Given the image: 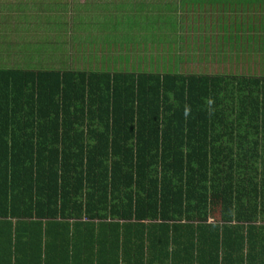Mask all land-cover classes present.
<instances>
[{
  "label": "trees",
  "instance_id": "1",
  "mask_svg": "<svg viewBox=\"0 0 264 264\" xmlns=\"http://www.w3.org/2000/svg\"><path fill=\"white\" fill-rule=\"evenodd\" d=\"M180 1L150 7V27L176 43L183 15L216 2ZM13 2L27 0L0 12ZM90 18L82 30L105 29ZM214 27L236 48L228 19ZM50 44L9 43L0 62V264H264V74L186 72L177 55L173 70H134L127 57L104 68L85 52L32 69L58 56ZM210 194L218 221L203 213Z\"/></svg>",
  "mask_w": 264,
  "mask_h": 264
},
{
  "label": "rangeland",
  "instance_id": "2",
  "mask_svg": "<svg viewBox=\"0 0 264 264\" xmlns=\"http://www.w3.org/2000/svg\"><path fill=\"white\" fill-rule=\"evenodd\" d=\"M88 1V7L86 9L80 8L81 10L73 8L72 6H75L76 0H29L28 3L18 8L16 7V3L14 4L13 2V6L11 3L9 6L10 8H6L5 10L3 9L0 12L3 15L7 13V11L8 13H13L10 20L8 17L0 20V34H9L10 39L9 42L7 39H0V62L5 63L7 60L4 56H6L7 44L9 43H14V47L16 49L22 50L21 46L23 45H29L34 42H48L51 43L50 49L53 50L54 46H56V40L64 41L68 39V33L66 32L68 25H66V22L70 23L73 20V17L76 18L77 14L80 17H85L84 10L89 16H93L97 19V21H99L101 15H107L108 11L101 8L102 3L97 2V0ZM214 1L217 2V0ZM77 2L81 5H85L86 0H77ZM216 2L207 1L204 9L196 12L192 11L183 15L187 16V19L185 17L184 18L186 19V24H188V26L183 27L182 36L183 42H185L184 46L187 47L188 44V47L186 50L181 52L183 58L178 63L177 66L179 69L177 70H185L186 72L202 71L210 73L230 72L254 75L264 74V27L261 28V25L264 24V22L259 23L258 21V19L264 17V6L259 7L257 6V3H252V5L248 6H240L235 12L230 13L228 11L223 12L220 9L219 3L217 4ZM218 19H228L229 23L233 25V31L239 38L236 40L234 37L232 40V43H235L236 48L230 45L222 46L217 44L225 43L226 41L224 37L218 38L223 34L218 32L217 28L214 27L218 22ZM56 21H60L63 25L56 28ZM14 22L22 23L19 28L13 29L11 26V30H2L6 25H8V23L11 24ZM42 23L45 25L43 26ZM235 25L239 26L237 30L235 29ZM87 33L89 39H93L91 31H87ZM192 34H195V36L192 37ZM201 35L204 37L202 42L200 40ZM250 36L252 38L254 36L263 42L260 43L259 41H252L247 44V39ZM45 37L48 39H44ZM205 38L209 39L208 42L210 43V46L207 45L208 42H205ZM215 38H217L216 42ZM180 45V41L176 43L173 39L168 40L166 43L167 50L162 51L156 58H159L161 63H166V56L173 53L175 46ZM39 47H43L42 44ZM26 51L31 53L30 49H26ZM55 51L56 50H50L47 53L45 60H43L40 64L35 65L36 67H32V69L54 68L53 64H56L55 62L62 61V59H59L58 57L63 58V61L65 62L64 65L66 66L71 60L75 59V56L67 45H61L57 54L58 56L55 59H51V55L55 53ZM177 51L174 52L176 53ZM122 54H131L134 59L138 55L136 52H124ZM48 59H50L49 62H51V60L54 62L49 64ZM15 60L17 59L14 57L13 61ZM69 66H71V64ZM155 66L156 65L153 63H145L142 61L139 62L137 66L134 63V70H148L153 68L159 70H173L178 68L177 66L172 67L170 65ZM106 67L107 66H104V68ZM203 213L206 215L205 218L207 221L219 220V195L210 194L208 196Z\"/></svg>",
  "mask_w": 264,
  "mask_h": 264
},
{
  "label": "crops",
  "instance_id": "3",
  "mask_svg": "<svg viewBox=\"0 0 264 264\" xmlns=\"http://www.w3.org/2000/svg\"><path fill=\"white\" fill-rule=\"evenodd\" d=\"M28 2L29 0L23 3V5ZM97 2L102 3L101 8L103 10H107L108 13L107 15H101L99 21H97V19L93 16L90 19H94L97 25L104 22L106 24V26H104L105 29L90 28L91 30H82V26L80 25H82L83 21L86 22V19L90 17L87 13H85L84 20L79 19L78 21L76 19L74 22L71 21L70 23H67L68 39L64 41L56 40L58 42L56 44H59L60 47L61 45H67L72 53L77 52L76 57H80L81 52H85L88 57L92 56L99 60H109L105 66L122 65L123 63L118 60L122 57L131 59L130 61H132L133 64L135 63L136 66L142 61L145 63H153L156 66H167V64L169 66V64H172V59L176 55L183 58L181 52L186 50L188 46L185 47V42L182 40L180 42L181 45L175 46L174 48V51H178L176 53L173 51V53L167 55L166 63H161L160 59L156 57L162 51L167 50V40L161 36L164 35L165 30L160 27L161 24L156 20V28L153 29L149 25L153 22L154 18H159L156 16L154 18L151 17L153 14L150 7L152 5L157 6L158 4L162 5L164 3L175 4L180 3V0H97ZM88 5L89 1L86 0L85 9ZM117 7H121L122 9L124 8V10H126V15L118 13ZM11 14L13 13H10V15ZM10 15H7V17L9 16V20L11 19ZM8 25L11 27L13 23H8ZM95 25L93 26L95 27ZM87 31H91L93 39H89ZM180 35L182 36V32ZM80 38H84V43H81V45L79 44ZM160 42L165 44L160 45ZM55 48L56 46H54V49ZM124 52H136L138 55L134 59L131 54L123 55L122 53ZM154 59L159 60L157 64Z\"/></svg>",
  "mask_w": 264,
  "mask_h": 264
}]
</instances>
